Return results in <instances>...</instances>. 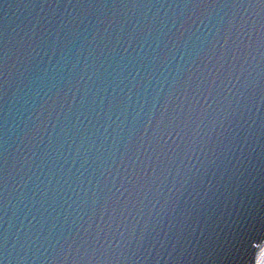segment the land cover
Segmentation results:
<instances>
[{
  "label": "water",
  "instance_id": "water-1",
  "mask_svg": "<svg viewBox=\"0 0 264 264\" xmlns=\"http://www.w3.org/2000/svg\"><path fill=\"white\" fill-rule=\"evenodd\" d=\"M238 12L259 20L253 10L188 0H0V264H115L121 255V264H257L264 55L255 37L188 150L131 197L124 179L170 75ZM194 173L202 182L185 183ZM218 183L231 187L215 217L178 227L173 201L215 199ZM117 188L126 218L113 223L104 255L89 260L71 241L93 201Z\"/></svg>",
  "mask_w": 264,
  "mask_h": 264
},
{
  "label": "snow or ice",
  "instance_id": "snow-or-ice-1",
  "mask_svg": "<svg viewBox=\"0 0 264 264\" xmlns=\"http://www.w3.org/2000/svg\"><path fill=\"white\" fill-rule=\"evenodd\" d=\"M188 5L197 9L228 8L244 12L253 10L259 20L254 22L251 15L238 12L237 16L230 17L227 23H221L211 39L187 54L179 65V70L170 75L167 88L162 90L153 110L148 113L144 134L137 137L132 154L136 158L127 157L132 159L131 171L124 177L130 184V190L126 189L129 197L133 192L139 193L152 182L150 172L155 173L157 169L167 167L177 155L187 151L192 145L195 139L193 133L209 118L213 102L220 103L226 99L224 82L231 76L241 53L250 47L253 37L259 41L264 55V0H188ZM5 69V58L0 56V77H3ZM211 163L212 161H209L210 165ZM210 169L211 167L204 173L205 178H208ZM189 180L193 185L202 182L197 173L188 177L185 183ZM209 183L211 184L210 180ZM230 187L226 183L216 184L209 189L215 199L209 197L197 205L188 206L177 197L170 209L181 217L177 226L189 220L192 223H207L212 220L219 207L217 202L229 197ZM117 193H120L119 188L115 192L109 189L100 200L93 201L87 221L76 229L79 236L71 242L76 243L78 240L89 260L93 257L99 259L104 255V239L113 223L120 218H126L129 201L121 200L120 195L123 193ZM180 196H184V193H180ZM182 203L184 207L181 208ZM141 232L143 233L144 229H141ZM65 255L67 256V253ZM112 255L117 257L115 252ZM122 259V255L117 257L115 264H121ZM76 264L81 262L77 261ZM176 264H182V260H177ZM257 264H264V251L260 252Z\"/></svg>",
  "mask_w": 264,
  "mask_h": 264
}]
</instances>
